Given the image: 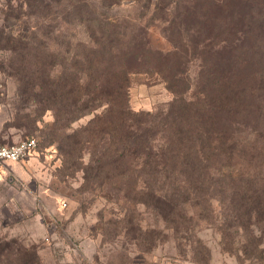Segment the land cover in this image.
<instances>
[{
    "label": "trees",
    "instance_id": "obj_1",
    "mask_svg": "<svg viewBox=\"0 0 264 264\" xmlns=\"http://www.w3.org/2000/svg\"><path fill=\"white\" fill-rule=\"evenodd\" d=\"M122 1L71 0L46 40L0 31L17 95L52 110L67 168L88 152L87 178L152 209L169 232L215 221L264 234V0H128L148 12H109ZM144 74L172 94L165 108L131 107ZM26 110L12 125L31 133L43 113ZM0 264L43 263L35 246L0 236Z\"/></svg>",
    "mask_w": 264,
    "mask_h": 264
},
{
    "label": "rangeland",
    "instance_id": "obj_2",
    "mask_svg": "<svg viewBox=\"0 0 264 264\" xmlns=\"http://www.w3.org/2000/svg\"><path fill=\"white\" fill-rule=\"evenodd\" d=\"M46 1L48 7L38 0H0V31L23 35L36 30L43 40L48 27L56 35L59 21L53 17L69 9L71 0ZM127 1L109 12H148ZM48 41L56 43L54 38ZM10 55L9 48L0 49V141L35 137L37 147L20 161L0 165V236L35 246L43 264H264L263 233L234 232L231 223L201 221L190 236L175 235L152 209L87 178L83 167L89 164L88 152L78 171L67 168L60 140L50 136L52 110L40 102L26 107L17 95V66L11 65ZM171 98L157 76L139 75L130 89V105L136 111L161 110ZM26 109L43 113L31 133L12 125L15 112ZM91 117L72 127L85 125ZM224 226L233 232L224 234ZM138 227L147 233L139 236Z\"/></svg>",
    "mask_w": 264,
    "mask_h": 264
},
{
    "label": "built area",
    "instance_id": "obj_3",
    "mask_svg": "<svg viewBox=\"0 0 264 264\" xmlns=\"http://www.w3.org/2000/svg\"><path fill=\"white\" fill-rule=\"evenodd\" d=\"M37 147L35 137H26L14 143L0 141V165L9 161H20L26 158Z\"/></svg>",
    "mask_w": 264,
    "mask_h": 264
},
{
    "label": "crops",
    "instance_id": "obj_4",
    "mask_svg": "<svg viewBox=\"0 0 264 264\" xmlns=\"http://www.w3.org/2000/svg\"><path fill=\"white\" fill-rule=\"evenodd\" d=\"M0 128H1V125H0ZM13 136V135H12ZM16 137V136H15ZM9 141H13L12 143H14V142H17V141H19V139H9ZM5 143H10V142H5Z\"/></svg>",
    "mask_w": 264,
    "mask_h": 264
}]
</instances>
